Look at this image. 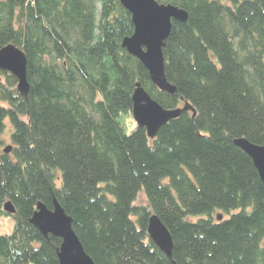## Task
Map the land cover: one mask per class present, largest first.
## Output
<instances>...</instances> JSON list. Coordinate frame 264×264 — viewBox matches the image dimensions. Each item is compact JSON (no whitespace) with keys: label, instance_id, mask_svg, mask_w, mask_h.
<instances>
[{"label":"trees","instance_id":"1","mask_svg":"<svg viewBox=\"0 0 264 264\" xmlns=\"http://www.w3.org/2000/svg\"><path fill=\"white\" fill-rule=\"evenodd\" d=\"M158 1L188 15L163 47L174 93L122 46L134 24L119 0H0V49L25 53L30 86L0 69V227L14 221L0 264H59L62 239L30 222L55 200L96 264H264V181L235 143L264 145V0ZM137 83L182 109L153 138L132 115Z\"/></svg>","mask_w":264,"mask_h":264},{"label":"water","instance_id":"2","mask_svg":"<svg viewBox=\"0 0 264 264\" xmlns=\"http://www.w3.org/2000/svg\"><path fill=\"white\" fill-rule=\"evenodd\" d=\"M119 1L131 13L134 24L133 34L123 39L122 46L143 63L155 85L163 91L174 93L176 88L167 80L165 74L163 47L170 36L173 20L185 22L188 18L187 12L179 6L160 3L158 0ZM0 69L14 74L18 79L19 92L27 96L30 88L27 58L19 47L9 44L0 49ZM132 101V115L136 124L144 127L151 138L157 135L161 126L182 112L180 108H164L140 83L136 85ZM184 109L192 108L186 105ZM193 112L195 113L194 110ZM235 143L251 157L264 181V145L252 143L246 138H238ZM3 150L5 153L11 152L12 145ZM4 210L9 214L16 212L11 201L5 202ZM30 222L44 236L51 234L62 239L58 249L59 264H96L75 232L72 217L57 200L54 201L53 209L39 202ZM147 231L152 241L172 259V236L158 215H150Z\"/></svg>","mask_w":264,"mask_h":264},{"label":"rangeland","instance_id":"3","mask_svg":"<svg viewBox=\"0 0 264 264\" xmlns=\"http://www.w3.org/2000/svg\"><path fill=\"white\" fill-rule=\"evenodd\" d=\"M8 133H9V131L6 134V138H8ZM139 201L145 202V197L142 193L139 195ZM13 225H14V221H12L11 218H7V217L2 218L1 219V227H0L1 233H3V234L11 233L13 230Z\"/></svg>","mask_w":264,"mask_h":264}]
</instances>
